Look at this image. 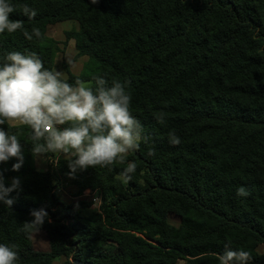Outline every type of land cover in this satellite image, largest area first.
I'll use <instances>...</instances> for the list:
<instances>
[{
    "label": "trees",
    "instance_id": "trees-1",
    "mask_svg": "<svg viewBox=\"0 0 264 264\" xmlns=\"http://www.w3.org/2000/svg\"><path fill=\"white\" fill-rule=\"evenodd\" d=\"M10 3L16 6L10 18L24 21L30 33L39 28L42 38L5 31L0 63L12 51L35 52L55 70L60 48L48 28L75 20L80 30L66 37L88 60L79 76L66 64L67 81L130 82V110L149 137L126 163L78 170L72 178L67 160L37 168L28 126H0L24 149L18 172L11 170L15 159L0 164L5 186L12 177L22 182V191L9 194L11 210L0 203V244L17 245L19 264H53L60 257L64 264H219L229 242L251 253L250 264H264V0ZM25 4L36 10L34 19L23 14ZM160 111L164 124L155 118ZM173 129L178 146L168 141ZM133 161L136 172L125 184L120 173ZM64 182L78 195L96 193L99 211L86 216L81 210L88 203L61 202L56 190ZM241 186L250 195L237 196ZM41 207L48 212L40 229L47 252L35 250L32 235L20 231Z\"/></svg>",
    "mask_w": 264,
    "mask_h": 264
},
{
    "label": "clouds",
    "instance_id": "clouds-1",
    "mask_svg": "<svg viewBox=\"0 0 264 264\" xmlns=\"http://www.w3.org/2000/svg\"><path fill=\"white\" fill-rule=\"evenodd\" d=\"M97 0H93L96 3ZM16 6L10 0H0V34L23 30V35L31 41L42 38L39 28L31 33L24 29V21L14 20L10 15ZM22 12L29 20L37 15L35 9L22 6ZM71 63V61H68ZM130 82L112 79L111 83L102 76L90 81L76 79L71 84L63 73L44 67L35 52L7 53L0 63V126L26 125L31 130V153L34 158L53 154L68 161V175L74 178L78 170L89 167L109 168L126 163L129 153L139 150L141 143L147 144L142 123L132 114V95L127 90ZM156 120L164 124L166 114L160 111ZM168 141L173 146L182 143L175 130L168 133ZM155 151L149 148L148 155ZM15 159L12 171H19L24 163L23 145L16 134H10L0 127V164ZM137 165L127 162L120 179L127 184L136 172ZM13 191H22L19 177H12L10 186H5L3 172L0 171V203L11 210ZM250 192L243 186L237 189V196L247 197ZM34 218L25 221L20 231L31 236L40 231L48 219V212L41 207L33 209ZM50 222V220H49ZM223 254H218L219 264H250L251 253L233 250L230 242L224 245ZM20 257L16 244H0V264H19Z\"/></svg>",
    "mask_w": 264,
    "mask_h": 264
},
{
    "label": "rangeland",
    "instance_id": "rangeland-1",
    "mask_svg": "<svg viewBox=\"0 0 264 264\" xmlns=\"http://www.w3.org/2000/svg\"><path fill=\"white\" fill-rule=\"evenodd\" d=\"M80 30V25L75 20L65 21L62 23H58L56 25H52L48 28L47 36L60 42V51L56 55V64L55 70L60 71L63 73L64 77L67 75V68L65 65L71 64L72 72L81 75L84 71L80 70L78 72V68L81 64L83 68L86 64L87 58H78L76 49H75V42L72 40L69 44L70 40H67L66 34L68 32H78ZM67 43L66 46L64 43ZM68 61H71L69 63ZM69 69V68H68ZM67 79V77H65ZM59 159L66 160L63 155L59 158L52 155V157H39L36 158V166L39 170L46 171L51 165H54L56 161ZM56 194L61 202L66 205L70 206H78L81 202L88 203L90 205L89 208L81 210V213L89 216L95 212L99 211L100 208V200L97 198L96 193H89L86 192L83 195H78V190L75 186H73L70 182H64L59 184L56 190ZM169 222L174 226H179L180 220L178 217L174 215H170ZM34 249L37 251L47 252L49 251V240L47 234L43 231H39L36 234L31 236ZM263 251V250H262ZM66 258L60 257L53 261V264H64ZM178 264H185L184 261H179Z\"/></svg>",
    "mask_w": 264,
    "mask_h": 264
},
{
    "label": "crops",
    "instance_id": "crops-1",
    "mask_svg": "<svg viewBox=\"0 0 264 264\" xmlns=\"http://www.w3.org/2000/svg\"><path fill=\"white\" fill-rule=\"evenodd\" d=\"M71 41H72V40L69 41L68 46L70 45V42H71ZM58 44L60 45V42H58ZM66 44H67V43L65 42L64 45L66 46ZM59 45H58V46H59ZM59 48H60V46H59ZM75 49H76V48H75ZM59 51H60V49H59ZM75 53H77V50H76ZM77 57H78L79 59H80V58H85V59L87 58L86 56H81V57L77 56ZM87 60H88V58H87ZM87 60H86V62H87ZM55 61H56V58H55ZM55 64H56V62H55ZM67 65H68L69 71H70L72 74H74L75 76H79V75H77V74H75V73L72 72V68H71L72 66H71V64H68V63H67ZM55 69H56V68H55ZM80 70H83V65L81 66V64H80V66H79V68H78V72H80ZM66 74H67V73H66ZM65 77H68V74H67Z\"/></svg>",
    "mask_w": 264,
    "mask_h": 264
},
{
    "label": "built area",
    "instance_id": "built-area-1",
    "mask_svg": "<svg viewBox=\"0 0 264 264\" xmlns=\"http://www.w3.org/2000/svg\"><path fill=\"white\" fill-rule=\"evenodd\" d=\"M98 198V197H97ZM99 199V198H98Z\"/></svg>",
    "mask_w": 264,
    "mask_h": 264
}]
</instances>
